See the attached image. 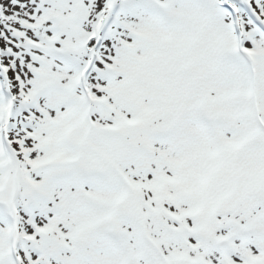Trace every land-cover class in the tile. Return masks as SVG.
Wrapping results in <instances>:
<instances>
[{
    "label": "snow or ice",
    "instance_id": "6c2138e0",
    "mask_svg": "<svg viewBox=\"0 0 264 264\" xmlns=\"http://www.w3.org/2000/svg\"><path fill=\"white\" fill-rule=\"evenodd\" d=\"M0 264H264V0H0Z\"/></svg>",
    "mask_w": 264,
    "mask_h": 264
}]
</instances>
